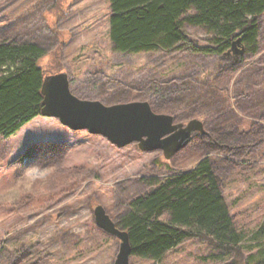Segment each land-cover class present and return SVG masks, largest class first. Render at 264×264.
I'll return each mask as SVG.
<instances>
[{
  "label": "rangeland",
  "instance_id": "obj_1",
  "mask_svg": "<svg viewBox=\"0 0 264 264\" xmlns=\"http://www.w3.org/2000/svg\"><path fill=\"white\" fill-rule=\"evenodd\" d=\"M108 15V0H0V33L42 46L46 76L67 73L79 99L106 106L147 102L174 123L201 121L203 132L169 157L137 143L117 148L42 116L0 137V264H113L119 240L97 227L95 207L118 228L130 199L150 191L145 181L190 170L203 157L214 161L237 229L250 239L264 224V14L259 53L242 45L220 58L186 50L115 52ZM185 31L199 46L211 45L202 28ZM244 255L251 264L261 258L257 246ZM231 258L203 239H186L159 261L129 256V264Z\"/></svg>",
  "mask_w": 264,
  "mask_h": 264
},
{
  "label": "trees",
  "instance_id": "obj_2",
  "mask_svg": "<svg viewBox=\"0 0 264 264\" xmlns=\"http://www.w3.org/2000/svg\"><path fill=\"white\" fill-rule=\"evenodd\" d=\"M108 8V37L115 52L186 50L220 58L239 39L248 54L259 53L264 0H108ZM186 26L202 28L211 45L199 46ZM45 53L38 44L0 33V137L16 134L40 115L46 70L39 62ZM214 168V161L203 157L190 170L145 181L150 191L130 199L117 224L128 234L130 256L159 261L186 239H203L232 256L226 264H251L244 249L253 246L261 258L252 263L264 264V224L250 239L237 229Z\"/></svg>",
  "mask_w": 264,
  "mask_h": 264
},
{
  "label": "water",
  "instance_id": "obj_3",
  "mask_svg": "<svg viewBox=\"0 0 264 264\" xmlns=\"http://www.w3.org/2000/svg\"><path fill=\"white\" fill-rule=\"evenodd\" d=\"M241 46L240 40H235L230 52ZM242 52L238 50V54ZM69 84L65 72L44 76L40 115L58 119L71 130L102 136L117 148L137 143L146 152L162 151L169 157L187 147L194 133L203 132L201 121L174 123L171 115L153 112L147 102L106 106L99 101L79 99L70 92ZM94 221L98 228L119 240L113 264H129L131 247L127 232L117 228L101 206L94 209Z\"/></svg>",
  "mask_w": 264,
  "mask_h": 264
},
{
  "label": "flooded vegetation",
  "instance_id": "obj_4",
  "mask_svg": "<svg viewBox=\"0 0 264 264\" xmlns=\"http://www.w3.org/2000/svg\"><path fill=\"white\" fill-rule=\"evenodd\" d=\"M230 57L229 55H227V58ZM227 60V59H226ZM230 60V59H229ZM231 61V60H230Z\"/></svg>",
  "mask_w": 264,
  "mask_h": 264
}]
</instances>
